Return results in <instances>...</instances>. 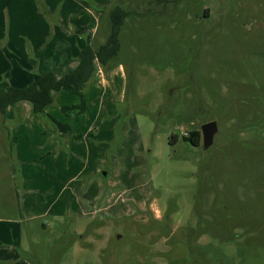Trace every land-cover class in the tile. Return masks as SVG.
<instances>
[{
  "label": "rangeland",
  "instance_id": "374dc122",
  "mask_svg": "<svg viewBox=\"0 0 264 264\" xmlns=\"http://www.w3.org/2000/svg\"><path fill=\"white\" fill-rule=\"evenodd\" d=\"M115 4L83 112L46 108L67 131L0 112V264H264V0H0V87L65 71L79 21L104 43Z\"/></svg>",
  "mask_w": 264,
  "mask_h": 264
},
{
  "label": "trees",
  "instance_id": "16d2710c",
  "mask_svg": "<svg viewBox=\"0 0 264 264\" xmlns=\"http://www.w3.org/2000/svg\"><path fill=\"white\" fill-rule=\"evenodd\" d=\"M123 7L121 4H115L109 11L110 30L106 41L97 48H93L89 44L81 47L77 66L65 72L62 77L57 78L52 72H46L38 74L35 80L23 86L0 87V112L5 114L9 105L26 100L31 103L33 114L45 116L57 126L59 131H67L68 126L47 113L46 108L54 101V92L67 90L78 94L81 97V102L78 105H63L61 110L67 113L76 108L78 112H83L85 103L83 90L88 82L96 78L97 64L99 66L107 64L118 53L119 32L125 18L131 14ZM183 136L193 146H197L201 138V131L199 129L192 130ZM178 138V134L172 133L169 136V143H176Z\"/></svg>",
  "mask_w": 264,
  "mask_h": 264
},
{
  "label": "crops",
  "instance_id": "0c3cea01",
  "mask_svg": "<svg viewBox=\"0 0 264 264\" xmlns=\"http://www.w3.org/2000/svg\"><path fill=\"white\" fill-rule=\"evenodd\" d=\"M75 26H73L74 27V29H76V31L77 32H79L78 34H79V41H78V47H77V53H78V51L80 50V48L81 47H83L85 44H88L87 42H82L84 39H82V37L81 36H84V34L86 33V32H84L85 31V29H87V28H85L84 29V27H85V25H86V22H84V21H79V24L77 25V24H74ZM88 30H90V28L88 29ZM82 33H84V34H82ZM77 55L78 54H76V53H69V55H67V56H64V57H60L59 58V60L60 61H64V63L63 64H65V63H67L68 64V66H65V68H67V69H65V71H63V72H58V71H53L52 73L57 77V78H60V75L61 74H64L65 72H67V71H70V70H72V69H74L76 66H77V64H78V62H79V60H78V58H77ZM63 67V66H62ZM98 73H99V76H102V72H101V68L99 67V69H98ZM113 73H116L114 70L113 71H111L110 72V74H113ZM122 73V72H121ZM123 74V73H122ZM18 84V86H23V85H26V83H22V82H20V83H17ZM55 93V92H54ZM17 105H20L19 104V102H17V103H15V104H13V105H10L11 106V108H12V110L13 109H15L16 107H17ZM9 107V106H8ZM8 107L6 108V112L8 111V110H10V109H8ZM10 108V107H9ZM162 209V208H161Z\"/></svg>",
  "mask_w": 264,
  "mask_h": 264
},
{
  "label": "water",
  "instance_id": "95a60500",
  "mask_svg": "<svg viewBox=\"0 0 264 264\" xmlns=\"http://www.w3.org/2000/svg\"><path fill=\"white\" fill-rule=\"evenodd\" d=\"M200 131L202 135L203 146L204 147L210 146L213 141V136L215 132L217 131V126H216L215 121H209V122L202 124ZM175 133L179 134L180 130L177 129Z\"/></svg>",
  "mask_w": 264,
  "mask_h": 264
}]
</instances>
